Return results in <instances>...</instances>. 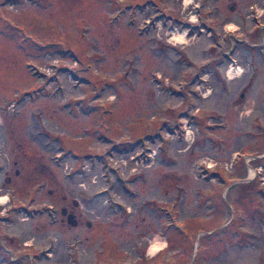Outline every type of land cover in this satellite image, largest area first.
Returning a JSON list of instances; mask_svg holds the SVG:
<instances>
[{
    "label": "rangeland",
    "instance_id": "rangeland-1",
    "mask_svg": "<svg viewBox=\"0 0 264 264\" xmlns=\"http://www.w3.org/2000/svg\"><path fill=\"white\" fill-rule=\"evenodd\" d=\"M184 2L0 0V264L264 263V0Z\"/></svg>",
    "mask_w": 264,
    "mask_h": 264
},
{
    "label": "flooded vegetation",
    "instance_id": "flooded-vegetation-1",
    "mask_svg": "<svg viewBox=\"0 0 264 264\" xmlns=\"http://www.w3.org/2000/svg\"><path fill=\"white\" fill-rule=\"evenodd\" d=\"M251 71H250V73H252ZM263 118H264V113H263ZM261 130H262L261 135L260 136L258 135L256 138H254V136H256V135L250 134V136L252 137V143L254 146V150H252V153L248 155L249 159L252 161L253 171L255 169H258L259 172H260L259 169L264 168V124H263ZM261 178H263V177H261ZM251 179L254 180V177H252ZM261 182H262V184H264V179H262ZM257 196H260V199H257L256 198ZM257 196L254 197L252 195V198L249 201L248 216L251 217L252 215L260 213L262 216V219L264 220V208H262L263 202H264V196H262V195H257ZM259 200H261V201H259ZM258 202L262 203V205ZM255 203H257V204H255ZM65 213H66V209H65ZM232 233L236 234V231L232 232ZM249 234H250L249 246L250 247L260 246L259 245V243L261 242L260 240H264L263 234L261 233L260 236H259V234L254 235L253 232H249ZM234 245H236L235 242H234ZM261 264H264V263H261Z\"/></svg>",
    "mask_w": 264,
    "mask_h": 264
},
{
    "label": "bare ground",
    "instance_id": "bare-ground-1",
    "mask_svg": "<svg viewBox=\"0 0 264 264\" xmlns=\"http://www.w3.org/2000/svg\"><path fill=\"white\" fill-rule=\"evenodd\" d=\"M184 4H185V6L188 5L189 4L188 0H185ZM172 38L177 40V42H184V40H185V37L182 34L173 35ZM229 74L232 75L231 73H229ZM241 74H242V69H241V71L238 70L237 74L234 77H238ZM250 171H251V173L253 172L252 170H250ZM5 199H6V196H0V204L4 203ZM160 248H161V246L159 244H157L155 242L150 243L149 246L146 249V253L149 254V255H153Z\"/></svg>",
    "mask_w": 264,
    "mask_h": 264
},
{
    "label": "water",
    "instance_id": "water-1",
    "mask_svg": "<svg viewBox=\"0 0 264 264\" xmlns=\"http://www.w3.org/2000/svg\"><path fill=\"white\" fill-rule=\"evenodd\" d=\"M62 213L64 214V211H62ZM73 217H74V216L71 215V214L67 216V220H68V222H69L70 224H72V225L75 224V220L73 219Z\"/></svg>",
    "mask_w": 264,
    "mask_h": 264
}]
</instances>
